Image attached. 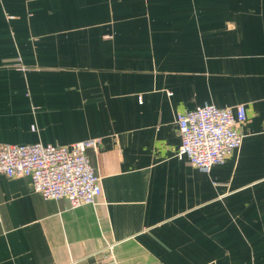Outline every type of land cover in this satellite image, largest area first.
<instances>
[{"label":"crops","instance_id":"1","mask_svg":"<svg viewBox=\"0 0 264 264\" xmlns=\"http://www.w3.org/2000/svg\"><path fill=\"white\" fill-rule=\"evenodd\" d=\"M204 104L247 110L211 174L177 157ZM95 140L94 206L0 176V264H264V0H0V143Z\"/></svg>","mask_w":264,"mask_h":264},{"label":"built area","instance_id":"2","mask_svg":"<svg viewBox=\"0 0 264 264\" xmlns=\"http://www.w3.org/2000/svg\"><path fill=\"white\" fill-rule=\"evenodd\" d=\"M172 95L171 93L169 94ZM246 105L220 108L204 104L194 111L179 112L176 123L181 147L177 157L205 174L225 163L244 142L240 128L246 123ZM99 142L81 141L72 145L0 143V176L30 179L31 190L50 200H67L71 209L96 205L102 196L101 177L87 157ZM2 216L0 212V222ZM111 264L114 246H109ZM73 264V263H72Z\"/></svg>","mask_w":264,"mask_h":264}]
</instances>
